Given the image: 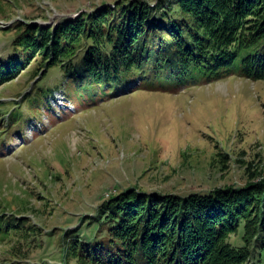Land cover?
<instances>
[{
    "label": "rangeland",
    "instance_id": "1",
    "mask_svg": "<svg viewBox=\"0 0 264 264\" xmlns=\"http://www.w3.org/2000/svg\"><path fill=\"white\" fill-rule=\"evenodd\" d=\"M103 2L114 0H0L6 27L0 29V55L12 51V25L6 24L21 17L52 23ZM35 5L45 13L38 15ZM162 85L105 97L65 78L56 66L38 81L29 68L0 87V96L10 100L27 93L23 115L10 123L0 113V215H26L45 232L43 248L34 253L16 246L17 236L0 244V262L20 264L30 254L22 264H64L69 236L99 237L94 215L118 186L187 194L264 178V81L232 76L170 91ZM15 106L10 101L0 108ZM25 201L28 213L17 208ZM242 234L243 225L230 241L241 244ZM254 254L264 264V253Z\"/></svg>",
    "mask_w": 264,
    "mask_h": 264
},
{
    "label": "trees",
    "instance_id": "2",
    "mask_svg": "<svg viewBox=\"0 0 264 264\" xmlns=\"http://www.w3.org/2000/svg\"><path fill=\"white\" fill-rule=\"evenodd\" d=\"M156 2L97 3L56 26L23 17L7 28L12 51L0 57V87L28 67L45 68L44 76L56 66L78 86L119 87L131 75L145 87L198 86L228 76L264 80V0ZM37 9L38 15L46 10ZM116 190L94 216L99 237L69 236L67 258L74 264H262L254 253H264V178L187 194L137 183ZM29 205L17 208L28 213ZM33 222L23 214L0 215V244L17 236L16 246L41 250L45 232ZM241 225L242 243L235 244L230 237Z\"/></svg>",
    "mask_w": 264,
    "mask_h": 264
}]
</instances>
